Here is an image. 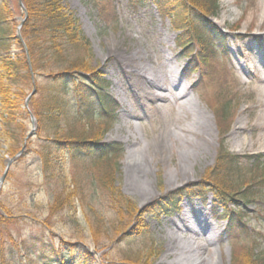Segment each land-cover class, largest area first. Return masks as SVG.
<instances>
[{
    "label": "rangeland",
    "instance_id": "rangeland-1",
    "mask_svg": "<svg viewBox=\"0 0 264 264\" xmlns=\"http://www.w3.org/2000/svg\"><path fill=\"white\" fill-rule=\"evenodd\" d=\"M189 1L201 16L207 6L203 17L218 30L223 44L214 39L200 48L193 32L177 31L181 25L152 0H65L88 48L75 49L63 65L76 62L72 69L84 70L75 67L83 58L87 72L110 84L117 106L110 115L101 111L113 120L95 121L80 118L76 106L68 103L52 137L85 139L98 147L116 143L119 151L101 159L62 156L46 171L36 155L46 132L35 118L32 124L27 121L33 135L28 145L13 147L0 133V247L8 264L33 260L34 253L20 257L14 251L21 240L29 254L41 240L64 241L83 247L92 264H171L177 256L167 254L172 221L180 227L176 248L189 244V257L197 264L264 261V148L256 147L259 96L253 90V81L264 77V0H217L215 11L213 0ZM15 18L22 19L18 12ZM138 65L163 77L156 85L167 96L175 89L169 74L176 68V85L187 90L196 112L187 105L166 106L162 116L150 108L142 94L156 88L146 83L138 94L133 73ZM50 71H59V65ZM170 127L174 132L164 139ZM140 128L142 134L134 135ZM162 138L164 148L157 149ZM220 150L239 160L237 175L217 184L228 194L217 211L224 207L236 213V223L214 213L212 191L204 198L181 196L178 214L156 220L150 214L153 204L207 180ZM130 155H135L132 162L145 157L146 170L138 181L126 174ZM139 185L147 187L145 193L138 191ZM185 215L189 223L207 220L214 234L190 232V224L178 223ZM218 251L220 256H210Z\"/></svg>",
    "mask_w": 264,
    "mask_h": 264
},
{
    "label": "trees",
    "instance_id": "trees-1",
    "mask_svg": "<svg viewBox=\"0 0 264 264\" xmlns=\"http://www.w3.org/2000/svg\"><path fill=\"white\" fill-rule=\"evenodd\" d=\"M15 1L16 4L13 0H0L1 136L13 147L20 148L23 143H30L33 135L27 137L29 114L23 101L27 96L25 90L30 89L35 82V97L28 101V109L37 126L42 127L40 131L47 135L44 144L36 151L38 160L46 171L52 164L56 165L62 156L101 159L107 153H117L119 150L116 143L98 147L97 143L85 139L53 138L59 124V115L65 113L68 103L76 106L80 118H92L95 121L113 120L112 116L106 117L101 111L110 115L115 111L117 103L109 93L110 84L102 76L87 72L86 65H82L83 58L80 59L81 65L76 64L75 67L81 66L84 70H73L72 64L76 62H71V67H64L63 64H68V58L75 49L87 47V39L76 25L75 16L65 7V0H20L22 6L18 4L19 0ZM152 1L170 16L174 24L181 25L176 27L177 31L189 28L200 48H207L210 40L214 39L223 44L218 30L204 18L207 6L201 16L192 10L197 5L189 0ZM216 1L212 2L213 11L216 10ZM17 12L24 18L19 35L16 28L20 22L15 18ZM55 64L59 65V71L52 73L50 69ZM225 150L224 153L220 150L215 165L206 176L207 180L191 184L187 191L183 188L162 197L153 204L150 214L156 220L163 216H173L181 210V196L204 198L212 191L215 193L212 200L214 213L220 220L225 219L231 225L236 223V213L224 207L221 213L217 211L224 203L225 195H228L222 185H217L219 179L230 180L238 172L239 160ZM26 245V241L21 240L14 249L20 257H29L34 253L33 260L22 262L24 264H92L91 256L78 244L41 240L35 244L37 246L33 245L30 254L29 251L26 252ZM2 250L0 247V264H8Z\"/></svg>",
    "mask_w": 264,
    "mask_h": 264
},
{
    "label": "bare ground",
    "instance_id": "bare-ground-1",
    "mask_svg": "<svg viewBox=\"0 0 264 264\" xmlns=\"http://www.w3.org/2000/svg\"><path fill=\"white\" fill-rule=\"evenodd\" d=\"M167 61L170 62V58L167 57ZM247 72V70H245V73ZM133 73L136 77H138V87H140V89L138 90V94L140 93L139 91H141V89H143L142 85L143 84H153V86H155L156 90L152 91V92H146V94H142V98H146L149 100V102H151L152 107L150 108H155L158 110V112L161 113V115L163 116L165 114V107H174L177 105H187L190 110L192 112H196V107L190 102V100L188 99L187 95V90L185 88H181V86H177L176 85V81L178 80V75L176 72V68H174L173 70H171V73L169 74V80L175 85V89L174 91H172V94L170 96H167L166 94H164V92L162 91V89H159L158 86V82H160L163 77H159L157 76V74H154V72H149L143 65H138L133 69ZM247 74V73H246ZM164 76H167V74H165L163 72ZM250 75V74H249ZM254 87L253 90L258 94V100L257 103L255 105V107H258L257 110V119H256V125L259 131V137L257 140V145L256 147L260 150L262 148H264V77H261L257 80H254ZM155 84V85H154ZM158 84V85H156ZM141 98V96H140ZM141 98V100H142ZM145 100V99H143ZM238 127H242V126H238ZM139 131H137L134 135H136L137 133H141L142 131L141 128L138 129ZM173 129L167 128V130H165L164 132V139L165 137L173 134ZM234 136L235 134L232 133ZM157 145L155 147H157V149H163L165 142L162 139H160L158 142H156ZM160 154H162V152H160ZM135 156V155H134ZM134 156L130 155V158L127 157V166H126V174L132 175L133 174V180L136 179V181H138V176L140 173H144L146 168L145 165H143V162L145 160V157H143L142 155V159H138V160H134L132 162V159H134ZM196 158V157H194ZM196 161L200 160L198 158L194 159ZM141 164V165H140ZM184 170V169H183ZM138 189V188H137ZM147 187L146 186H142L139 185V189L138 191L145 193L146 192ZM187 222L188 224H190V232H194V233H198L201 230H205V232H208L209 234L213 233L214 234V229H212L211 224L205 220V219H195V221L189 223V216L185 215L182 218V221L178 222V223H183V222ZM171 225H173V230L169 231V233L167 234L168 236V243H167V254H170V252H176L177 256L176 258L172 261L171 264H197L196 261H194V259H191V246H189V244H183L181 248H176L175 246V242L180 238L179 234H177V232L179 231L180 227L178 226L177 222L172 221ZM191 256V257H189ZM210 256L214 257L217 256L215 253L211 254Z\"/></svg>",
    "mask_w": 264,
    "mask_h": 264
},
{
    "label": "water",
    "instance_id": "water-1",
    "mask_svg": "<svg viewBox=\"0 0 264 264\" xmlns=\"http://www.w3.org/2000/svg\"><path fill=\"white\" fill-rule=\"evenodd\" d=\"M33 94H34V86H33V89H32V91H31V94H29V95L27 96V98H26L25 101H27V99H28L30 96H32ZM1 180H2V179H0V182H1Z\"/></svg>",
    "mask_w": 264,
    "mask_h": 264
}]
</instances>
